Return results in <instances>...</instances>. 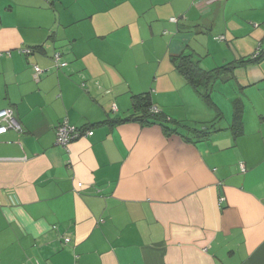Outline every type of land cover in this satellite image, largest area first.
<instances>
[{"label":"crops","instance_id":"1","mask_svg":"<svg viewBox=\"0 0 264 264\" xmlns=\"http://www.w3.org/2000/svg\"><path fill=\"white\" fill-rule=\"evenodd\" d=\"M220 1L0 0V109L22 127L0 134V264H264V56L214 80L215 106L172 62L195 49ZM250 39L232 58L257 54ZM165 78L173 87H154ZM147 86L158 111L216 130L196 140L123 121ZM64 119L93 134L57 145Z\"/></svg>","mask_w":264,"mask_h":264},{"label":"rangeland","instance_id":"2","mask_svg":"<svg viewBox=\"0 0 264 264\" xmlns=\"http://www.w3.org/2000/svg\"><path fill=\"white\" fill-rule=\"evenodd\" d=\"M222 5H224V2H229L227 4V7L222 6L221 10L218 14H215L214 12L217 11V7L214 5L211 7V12L208 10L206 11V17H205V29H203V37H199L198 41H192V44L195 46V49H185V52H191L192 50L195 51V53L191 52L193 55L194 60H200V64L202 67L212 68L214 65H218L221 63V58L228 59H237L242 56L245 58L252 57V54H247L242 51H238L237 54H235V58L233 55L231 56L229 54L230 49L233 51V47L238 46L239 49L243 44H247V48L250 45V38L254 39V49L252 50L253 53H258L261 49H264V0H222L220 1ZM217 17V24L214 26L213 22L210 21L212 18ZM232 17V18H231ZM176 18V17H175ZM230 20V21H229ZM228 22V25L235 26V34H226L224 31V24ZM256 24V26H254ZM184 31H187V29H183ZM188 33L192 36L193 32L195 31L194 28H188ZM221 35H226L227 42L224 40H218L217 37ZM198 36V34H197ZM236 37V44H230L229 38ZM258 37V41H256ZM202 39V42L200 43L199 40ZM229 45V46H228ZM210 49L211 54L210 57H205L204 54H201V52L204 49ZM228 49V51H227ZM216 53V54H215ZM215 54V55H214ZM254 55V54H253ZM205 57V58H204ZM206 59V60H204ZM177 72V71H175ZM144 74L150 79L153 77V71L150 69L147 71H143ZM179 74V72H177ZM159 74H163L165 76H168L169 72L165 70V65L161 66L159 70ZM163 84L161 87L154 85L156 88H162L163 90L169 89L170 87H173V84L171 83L169 78H165L161 81ZM153 87V88H154ZM152 86H147L144 91L153 93L150 89ZM155 89V88H154ZM215 89V88H214ZM192 94H195L192 89H190ZM143 93V92H142ZM176 94V93H175ZM129 102V100H128ZM176 119V118H175ZM190 124H192L190 122ZM225 124L224 121H222V125ZM221 125V124H220Z\"/></svg>","mask_w":264,"mask_h":264},{"label":"trees","instance_id":"3","mask_svg":"<svg viewBox=\"0 0 264 264\" xmlns=\"http://www.w3.org/2000/svg\"><path fill=\"white\" fill-rule=\"evenodd\" d=\"M35 49V48H34ZM264 56V52L259 51L255 56L248 58H241L237 61H232L222 66L216 67L214 69L206 70L203 69L198 60H194L191 52H182L176 56H172V62L175 69L180 73L184 80L197 92L201 94L203 99L210 104L215 106L210 97V89L212 83L217 79L222 73L230 71L236 65L245 63V62H256L259 61ZM204 87V90H200L201 87ZM153 106L150 99V92H143L134 94L131 96V109L132 114L125 120H134L138 121L141 124H159L162 126L163 130L166 133H181L179 130L185 129L186 131L191 132L192 137L197 139L204 138L208 136L212 130H216L215 122L205 123L201 126H191L181 121L172 119L168 117L163 112L152 113L150 108ZM241 107L237 102L234 107L233 120L230 125L231 129L238 133L241 126ZM220 117V114H218ZM187 139H192L189 136Z\"/></svg>","mask_w":264,"mask_h":264},{"label":"built area","instance_id":"4","mask_svg":"<svg viewBox=\"0 0 264 264\" xmlns=\"http://www.w3.org/2000/svg\"><path fill=\"white\" fill-rule=\"evenodd\" d=\"M171 21H176L175 17L170 18ZM256 26V24H254ZM218 39H223V37H218ZM22 53H29L31 52V49H23L20 50ZM52 59L55 62V66L57 67H63L65 66L66 62L61 60L60 54L54 53ZM45 73V70L40 68L37 65H34L33 67V78L38 81L41 77V75ZM113 110H116L115 106H112ZM150 111L152 113L158 112L157 108L155 106H152L150 108ZM12 129L15 131H22L21 124L19 121L15 118L13 111L11 108H3L0 109V134L5 133L7 130ZM93 134V131L89 128H77L67 122V120H62L55 128V143L57 145H60L62 147H67V145L72 142L73 140L85 137V136H91ZM82 183H78V186H81ZM222 200V199H221ZM66 241H68V238H65Z\"/></svg>","mask_w":264,"mask_h":264},{"label":"bare ground","instance_id":"5","mask_svg":"<svg viewBox=\"0 0 264 264\" xmlns=\"http://www.w3.org/2000/svg\"><path fill=\"white\" fill-rule=\"evenodd\" d=\"M223 199V198H222Z\"/></svg>","mask_w":264,"mask_h":264}]
</instances>
